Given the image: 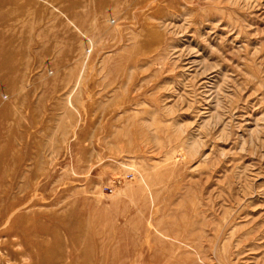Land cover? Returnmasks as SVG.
I'll return each instance as SVG.
<instances>
[{"label": "rangeland", "instance_id": "obj_1", "mask_svg": "<svg viewBox=\"0 0 264 264\" xmlns=\"http://www.w3.org/2000/svg\"><path fill=\"white\" fill-rule=\"evenodd\" d=\"M0 193L71 264H264V0H0Z\"/></svg>", "mask_w": 264, "mask_h": 264}, {"label": "bare ground", "instance_id": "obj_2", "mask_svg": "<svg viewBox=\"0 0 264 264\" xmlns=\"http://www.w3.org/2000/svg\"><path fill=\"white\" fill-rule=\"evenodd\" d=\"M10 192L7 188L3 195ZM2 197L0 202L8 196ZM21 206L22 201L0 206V264H71V250H66L71 248L69 218L53 212L47 216L39 212L26 215L20 211ZM62 231L66 233L65 243L60 236Z\"/></svg>", "mask_w": 264, "mask_h": 264}]
</instances>
